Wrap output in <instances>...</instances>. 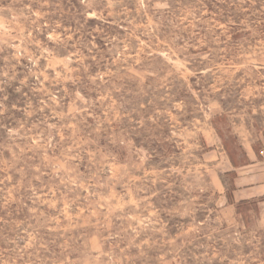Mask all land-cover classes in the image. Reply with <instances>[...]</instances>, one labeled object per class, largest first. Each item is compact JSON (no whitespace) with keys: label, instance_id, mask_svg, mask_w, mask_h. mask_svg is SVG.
<instances>
[{"label":"rangeland","instance_id":"rangeland-1","mask_svg":"<svg viewBox=\"0 0 264 264\" xmlns=\"http://www.w3.org/2000/svg\"><path fill=\"white\" fill-rule=\"evenodd\" d=\"M262 148L264 0H0V264H264Z\"/></svg>","mask_w":264,"mask_h":264},{"label":"crops","instance_id":"crops-1","mask_svg":"<svg viewBox=\"0 0 264 264\" xmlns=\"http://www.w3.org/2000/svg\"><path fill=\"white\" fill-rule=\"evenodd\" d=\"M251 166L245 165L243 166V168L241 169H248ZM264 170V168H263ZM259 174V173H258ZM257 173H254L253 171H247V172H243L242 175H240V177L237 179V183L240 184V187H242L241 193L244 194L245 198L241 199L242 201H246V200H252V198H254L256 194V192H259L261 190V188H264V175L261 176L258 175ZM262 178V181H260ZM259 182H263V183H259ZM260 189V190H258ZM260 196V195H259ZM264 196V195H263ZM257 198V197H255ZM239 202V201H237Z\"/></svg>","mask_w":264,"mask_h":264},{"label":"built area","instance_id":"built-area-1","mask_svg":"<svg viewBox=\"0 0 264 264\" xmlns=\"http://www.w3.org/2000/svg\"><path fill=\"white\" fill-rule=\"evenodd\" d=\"M260 158H261V163L264 165V148L261 149L260 151Z\"/></svg>","mask_w":264,"mask_h":264}]
</instances>
